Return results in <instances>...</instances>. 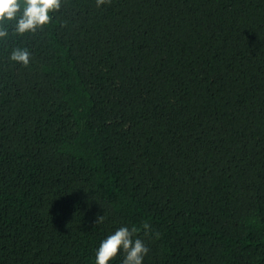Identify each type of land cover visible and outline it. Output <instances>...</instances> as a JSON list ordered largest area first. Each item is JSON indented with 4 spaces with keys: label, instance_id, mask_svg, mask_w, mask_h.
Here are the masks:
<instances>
[{
    "label": "trees",
    "instance_id": "1",
    "mask_svg": "<svg viewBox=\"0 0 264 264\" xmlns=\"http://www.w3.org/2000/svg\"><path fill=\"white\" fill-rule=\"evenodd\" d=\"M50 16L0 39V264H95L144 221L143 264H264V0Z\"/></svg>",
    "mask_w": 264,
    "mask_h": 264
},
{
    "label": "clouds",
    "instance_id": "2",
    "mask_svg": "<svg viewBox=\"0 0 264 264\" xmlns=\"http://www.w3.org/2000/svg\"><path fill=\"white\" fill-rule=\"evenodd\" d=\"M106 0H96L97 7ZM62 0H0V39L8 36L11 28L16 34L34 33L52 19L50 13L59 10ZM30 52L27 48L17 47L10 52V59L27 66L30 62ZM104 220L103 214L97 215L94 224ZM143 237H156L149 222L144 221L139 226L122 224L100 240L95 249V264H112L121 255L120 264H143L149 253L148 245Z\"/></svg>",
    "mask_w": 264,
    "mask_h": 264
}]
</instances>
